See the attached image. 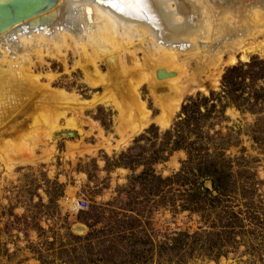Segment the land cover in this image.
Here are the masks:
<instances>
[{
  "label": "rangeland",
  "instance_id": "obj_1",
  "mask_svg": "<svg viewBox=\"0 0 264 264\" xmlns=\"http://www.w3.org/2000/svg\"><path fill=\"white\" fill-rule=\"evenodd\" d=\"M255 35L241 49L230 42L218 56L184 63L176 79L182 97L165 127L147 76L125 77L119 63L113 72L108 62H97L95 73L71 45L42 60L32 52L28 75L43 88L0 117V264H264V79L257 78L264 34ZM134 45L131 55L119 51L120 64H144L147 46ZM232 69L237 98L228 89ZM125 82L148 112L137 132L120 123L113 102ZM44 86L78 98L84 109L60 117L61 104L44 101ZM44 118L62 127L73 121L78 129L66 132L76 136L59 131L49 141ZM79 199L87 211L72 208ZM106 226L120 237L110 260L85 239L99 238ZM121 239L147 246L128 255Z\"/></svg>",
  "mask_w": 264,
  "mask_h": 264
},
{
  "label": "bare ground",
  "instance_id": "obj_2",
  "mask_svg": "<svg viewBox=\"0 0 264 264\" xmlns=\"http://www.w3.org/2000/svg\"><path fill=\"white\" fill-rule=\"evenodd\" d=\"M146 2L152 10L154 22L147 16L139 15L135 5L126 8L124 12H119L99 0H60L55 8L59 9V12L45 30L33 26L39 19L34 17L2 32L0 34V117L7 112V108L17 105L24 93L40 92L42 90L40 88H43L37 87L36 76L31 79L28 75L33 64L32 52L42 60L45 57L51 58L54 54L62 55V51L71 45L89 63L88 65H91L90 69L95 73L98 72L97 62H108L113 72H116L119 63V69L125 77H133L136 74L147 76L151 94L161 109L162 118L159 122L165 127L166 118L174 112L182 97L183 88H180L179 80L176 79L179 78V73H182L184 63L189 60L201 61L209 54L218 56L230 42L232 46L241 49L248 37H256L255 33L260 32L264 34V0H146ZM244 19L247 22L245 27H242ZM29 22L32 26L27 29ZM135 43L141 47H148L142 48L145 49L143 52L146 55L144 64H137L138 66L135 67L120 64L119 51L129 52ZM181 57L185 59L182 63L178 62ZM61 58L64 60L65 57L61 56ZM134 60L133 58L131 61L133 64L137 62ZM209 61L211 62L210 58ZM160 71L174 76L159 79ZM44 87L47 89L43 95L44 101L46 103L51 101V104L57 101L61 104L57 112L60 117H64L70 109H84L78 98L73 99L63 91L58 92L59 94L52 93L49 91V86ZM118 87L122 98L118 97V100L115 98L113 102L118 105L119 121L122 125L128 124L132 131L137 132L148 118L146 105L133 85L128 86L125 82ZM116 88L110 85L109 91ZM169 93L173 96L168 99ZM44 119L43 129L53 131L52 134H48L49 141L53 140L54 134L59 131L78 129L71 120L65 121L62 127L59 119ZM2 124L0 121V126ZM33 127L37 130L36 125ZM1 132L2 129L0 140L3 139L5 142L2 137L6 136V133Z\"/></svg>",
  "mask_w": 264,
  "mask_h": 264
},
{
  "label": "water",
  "instance_id": "obj_3",
  "mask_svg": "<svg viewBox=\"0 0 264 264\" xmlns=\"http://www.w3.org/2000/svg\"><path fill=\"white\" fill-rule=\"evenodd\" d=\"M106 2L114 11L124 12L126 8L130 6L124 2V0H99ZM60 0H2L0 1V34L7 29H10L14 25L25 22L34 17H38L33 26H37L41 29H46L55 16L58 14L59 9H55ZM53 12H50L54 10ZM50 12V13H48ZM45 14V15H44ZM44 15V16H43ZM41 16V18H40ZM35 21V20H34ZM28 28H31L32 23H28ZM174 74L167 75L164 71L158 73V78L172 77ZM75 133L62 132L59 137H75ZM76 232L85 231L83 227H76Z\"/></svg>",
  "mask_w": 264,
  "mask_h": 264
},
{
  "label": "trees",
  "instance_id": "obj_4",
  "mask_svg": "<svg viewBox=\"0 0 264 264\" xmlns=\"http://www.w3.org/2000/svg\"><path fill=\"white\" fill-rule=\"evenodd\" d=\"M236 71H237L236 69H232L228 72V74L230 75V81H228V85H229L228 89L230 90V93L232 94V96H236V98H237L238 95H235V93L240 90L241 84L236 79V77L238 76ZM257 78L264 79V67H262L261 69H259L257 71ZM178 135H181V134L179 133ZM181 140L182 139L180 138V141ZM210 176L211 175L207 174L205 177L208 178ZM215 181H217V180H212V182H215ZM205 190H206L205 194L207 196H210L211 191L209 189H205ZM205 194L203 195V197L205 196ZM212 199H215V198H212ZM218 202H220V200ZM134 222H135V219H133V223ZM109 223L112 227L113 226L112 220ZM109 228H110L109 226H106L103 229V231L100 232L101 236L99 238H90V237H92L91 234H89L85 237V239L90 240L89 247L93 246L94 243L97 242L98 254L99 253L102 254L101 258L107 257L112 249L119 250L118 246L116 245L114 238H120V237L114 231L110 230ZM100 238H101V240H99ZM119 242H120V244H124L122 239ZM146 246L147 245L144 241L143 242H133V243L125 242L124 245H121V247L125 250V252H127L128 255H133L132 252L139 251V248H141V250H144V249H146ZM89 250L90 249L82 248V252H85V253H90L91 250L90 251ZM107 260H110L109 257H107ZM109 262H111V261H109Z\"/></svg>",
  "mask_w": 264,
  "mask_h": 264
},
{
  "label": "snow or ice",
  "instance_id": "obj_5",
  "mask_svg": "<svg viewBox=\"0 0 264 264\" xmlns=\"http://www.w3.org/2000/svg\"><path fill=\"white\" fill-rule=\"evenodd\" d=\"M129 6L135 5L139 11V15L147 16L150 21L154 22V17L152 16V10L149 7V3L146 0H124Z\"/></svg>",
  "mask_w": 264,
  "mask_h": 264
},
{
  "label": "built area",
  "instance_id": "obj_6",
  "mask_svg": "<svg viewBox=\"0 0 264 264\" xmlns=\"http://www.w3.org/2000/svg\"><path fill=\"white\" fill-rule=\"evenodd\" d=\"M72 208L75 210V212H84L89 209L88 202L82 199L76 200L72 204Z\"/></svg>",
  "mask_w": 264,
  "mask_h": 264
}]
</instances>
